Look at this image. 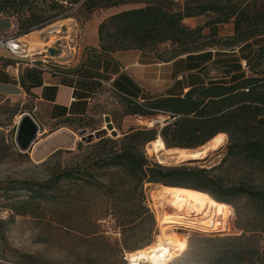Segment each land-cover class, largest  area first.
Wrapping results in <instances>:
<instances>
[{
	"label": "trees",
	"instance_id": "1",
	"mask_svg": "<svg viewBox=\"0 0 264 264\" xmlns=\"http://www.w3.org/2000/svg\"><path fill=\"white\" fill-rule=\"evenodd\" d=\"M53 1L47 8L34 0H0V17L19 16L21 30L30 31L41 26L49 19L59 15L45 16L47 10L57 11L67 7L70 10L77 4L90 13L99 9H116L100 22L98 27L99 43L102 51L113 53L118 50L140 49L155 51L161 59L171 60L183 55H211L217 46L221 53L225 46L236 50L247 47L252 40L264 37V1L251 0H65ZM258 4H260L258 6ZM123 5H134L118 10ZM212 15L202 25L192 27L185 23L187 18ZM16 19V18H15ZM234 23V34L221 38L219 25ZM210 28L209 35L205 29ZM202 38L209 39L204 44H196ZM196 44L192 46L193 44ZM177 46L172 56H167L166 46ZM165 52H162L161 49ZM245 55V56H243ZM241 58L249 69L243 68L241 58L234 60L215 59L216 67H222L230 76L229 81H213L207 85L191 86L178 95L160 96L144 99L140 103L130 92L117 87L127 96L130 111L127 114L154 115L164 113L170 121L160 130L149 128H131L121 137H104L94 143L98 147L93 164L95 169L108 171L118 167L130 177L134 187L127 190L128 198L134 197L140 190V198L146 200L145 185L158 183L201 190L210 194L218 203L231 209L233 216L234 198L247 196L250 199L252 214L241 219L240 235L204 237L212 245L208 248L210 256L204 264H264V248L260 239L264 236V188L241 184L227 185L217 172L225 163L212 168L193 166L187 163L167 166L152 162L144 150L146 144L161 136L168 148L195 149L224 132L229 136L228 155L242 158L264 170V42L251 51H245ZM243 74V75H242ZM17 115V112H14ZM86 117V116H85ZM84 118V117H80ZM79 118H65L59 124L68 125ZM118 134L115 135V137ZM17 145V144H15ZM83 143L79 144L82 147ZM13 145H9L11 148ZM7 155V154H6ZM5 156H1L3 158ZM214 171H216L214 173ZM93 169L82 167V163L57 168L45 182L24 181L22 186L28 189L36 199L46 197L49 192H68L64 184L82 181L86 185L105 187L97 181ZM111 184L104 195L121 193L119 187ZM121 198V197H117ZM70 200V199H69ZM149 208L143 207L137 218L143 219ZM136 222L135 217L121 223L129 227ZM127 229L123 230L125 233ZM98 232H92L96 234ZM100 234L92 236L99 237ZM208 246L204 247L207 249ZM140 248V247H139ZM135 250V249H134ZM28 264H33L28 261ZM91 264V263H90Z\"/></svg>",
	"mask_w": 264,
	"mask_h": 264
},
{
	"label": "rangeland",
	"instance_id": "2",
	"mask_svg": "<svg viewBox=\"0 0 264 264\" xmlns=\"http://www.w3.org/2000/svg\"><path fill=\"white\" fill-rule=\"evenodd\" d=\"M39 1V4L44 8H47L53 1H60L68 5L65 0H34L35 4ZM254 1L256 0H251L253 3ZM76 6L70 10H67V7L57 11L47 10L44 12L45 16H51L56 12H59V15L49 19L41 26L33 27L30 31L21 30V21L19 16L15 15L16 22L20 25V35L21 37L25 35L23 41L29 45L27 48L34 47L35 50L32 49V52H38L37 50L44 49L46 44H53L56 41V36L55 34L51 36L48 33L49 27L54 24L55 26L65 24L63 32H60L61 36H65L63 45H73L71 40L77 41L76 35L81 32L84 38L81 46L84 50L89 43V32L98 28L104 18L116 12V9L105 8L90 13L87 9ZM133 6L123 5L118 7V10L129 9ZM211 17L212 15H205L197 21L191 19L188 21V25L196 26V23L202 25ZM231 23L219 25L218 32L221 38H227L234 34V23ZM210 32V28L205 29V34L209 35ZM29 33H32L34 37H30ZM208 40L202 38L196 44H204ZM263 42L264 37L254 39L244 50L240 48L231 50V48L219 46V48L225 49L216 55L229 56L236 61L245 54V51L249 50L250 46V49L253 50L256 48L253 45L256 46ZM196 44L194 43L192 46ZM64 48L67 51L65 56H67L70 54L68 50L71 48L65 46ZM206 48L214 49V52L217 50V46ZM29 49L28 51L31 52ZM175 49L177 46L167 45V56H172ZM161 51L165 52L163 48ZM46 53L49 52L46 51ZM241 64L243 68H246V71L249 69V66H244L245 61H242ZM262 68H264V64ZM226 75L227 72L222 67L214 65L209 70V78H215L214 82L225 79L229 81L230 79ZM165 86L167 87L168 83H165L163 88ZM176 89L178 88L176 87ZM165 92L167 89H162V93ZM153 94L155 95V92ZM153 94L143 93L142 98L152 99ZM20 110L19 102L0 99V264H28V261L33 264H132L130 257L127 259L126 256L128 257L134 249L152 243L160 233L157 209L152 204L149 192L151 184L145 185V202L140 198V190L135 192L134 197L128 198L127 190L134 187L130 177L118 167L110 168L108 171L95 169L93 160L99 148L94 146V143L97 141L83 142L81 133H93L97 129L104 128L108 123L107 128L110 131L118 130L116 137L111 134L108 137L116 139L131 128L160 130L170 121V117L159 112L148 116L127 114L130 111L127 96L114 88H106L96 96L89 115L74 119L68 125L62 126L63 131H60V134L65 132L62 134L63 138L69 139L70 135L72 137L69 144L59 145L58 148L49 151L47 146L43 145L46 142L44 140L56 132L55 130L60 125L57 123L50 125L51 127L46 133L44 128L41 130L39 139L32 149L21 151L15 145L19 117L14 115V112L19 113ZM151 120H153V124L149 125ZM159 137L161 136L157 138ZM81 142L83 143L82 147L79 146ZM11 144L13 146L10 148ZM228 145L229 136L222 149L220 148L216 153L208 150L202 158L206 160L200 159L195 162L168 159L159 153H149L148 144L144 150L152 162L167 166L180 165L184 162L193 166L212 168L226 159L222 168L214 173L220 174L227 185L248 184L264 188V170L242 158L228 155ZM195 149L205 151L202 146ZM1 156L5 157L1 158ZM76 163H82V167L86 169H94L98 176L97 181L105 184L104 189L96 185H86L82 181L77 184L66 182L64 187L68 192H49L46 197L36 199V197H32L33 194L28 189L22 186L24 181L45 182L57 168ZM111 184L119 187L121 193L104 195V191L111 188ZM117 187L115 190L118 191ZM232 206L233 216H231L229 207L227 208L223 204L217 206L215 224L213 230L209 232L181 230L188 234L186 249L169 264H204L211 255L208 248L212 245L210 242H205L204 237L240 235L242 233L240 221L251 215L253 209L247 196L234 198ZM143 207L149 208L150 211L143 219H139L137 215ZM133 217L136 219L133 225L121 226V223ZM125 229L127 231L123 233ZM92 232L98 233L90 235ZM97 234H100L99 237L96 236L94 237L96 240H93L92 236ZM260 245L264 248V236L260 239ZM206 246H208L207 249H204Z\"/></svg>",
	"mask_w": 264,
	"mask_h": 264
},
{
	"label": "crops",
	"instance_id": "3",
	"mask_svg": "<svg viewBox=\"0 0 264 264\" xmlns=\"http://www.w3.org/2000/svg\"><path fill=\"white\" fill-rule=\"evenodd\" d=\"M191 19L197 21L200 17L187 18L185 23L188 24ZM15 22L16 19L12 16L0 17V36L11 33ZM53 27L57 26L51 25L49 29ZM29 34L34 37L32 33ZM88 41L84 50L81 48L74 55L70 53L62 57L56 56L57 54H53V57L46 53L55 47V42L46 44L44 49L30 52L33 54L32 59L36 61L35 66L30 63V59L12 56L0 46V99H11L20 103L21 110L16 115L19 117L18 121L23 114L29 112L46 133L50 125L60 123L65 118L89 115L96 96L106 88L120 91L117 88L120 87L141 100L142 94L147 92H155L152 99L178 95L188 91L191 86L212 83L215 78H209V70L215 65V59L229 57L217 56L213 52L211 55H194L189 58L188 55H183L166 60L161 59L155 51L140 49L106 53L101 49L97 27L89 32ZM250 48L248 51L252 50ZM65 52L67 53L66 50ZM49 58L51 61L59 60V64L44 63ZM242 61L245 59L241 58L240 62ZM56 69H61L66 74H56ZM243 71L244 69L237 70L227 77L230 79L233 74L237 76ZM165 83H168L164 87L167 92L162 93ZM151 124L153 120L149 121V125ZM58 126L56 132L44 141L63 131L64 125Z\"/></svg>",
	"mask_w": 264,
	"mask_h": 264
},
{
	"label": "bare ground",
	"instance_id": "4",
	"mask_svg": "<svg viewBox=\"0 0 264 264\" xmlns=\"http://www.w3.org/2000/svg\"><path fill=\"white\" fill-rule=\"evenodd\" d=\"M57 28L60 29V26ZM32 49L35 50L34 47L29 50L32 52ZM227 140L228 134L221 132L207 144L202 145L205 151H198L179 147L168 148L163 138L159 137L148 144L147 150L149 153H159L168 159L200 160L208 150L216 153L217 150L222 149ZM150 184L149 192L152 204L157 209L160 233L152 243L130 252L126 258L130 257L131 261H129L132 264H169L186 249L188 234L181 230L202 233L213 230L218 203L210 194L201 190Z\"/></svg>",
	"mask_w": 264,
	"mask_h": 264
},
{
	"label": "water",
	"instance_id": "5",
	"mask_svg": "<svg viewBox=\"0 0 264 264\" xmlns=\"http://www.w3.org/2000/svg\"><path fill=\"white\" fill-rule=\"evenodd\" d=\"M49 51L52 54H56V50L54 48H50ZM118 130L113 129L110 131L108 128L104 127L102 129H97L93 133H86L83 132L81 133L82 135V141L86 143H92L95 141H98L104 137L109 136L111 134L112 136H115L117 134ZM41 133V126L40 124L35 120L32 114L29 112L23 114L18 122L17 130H16V135H15V142L18 146V148L21 151H29L32 149L33 145L37 142L39 139V135ZM65 133V132H64ZM64 133H59L55 137L47 140L45 142V146H47V150H52L58 145L62 144H69L70 141L72 140L71 135L69 136V139H64L62 134ZM46 150V151H47ZM206 160V159H202ZM195 161H200L198 159L194 160H189L186 162H195ZM184 163V162H183Z\"/></svg>",
	"mask_w": 264,
	"mask_h": 264
},
{
	"label": "built area",
	"instance_id": "6",
	"mask_svg": "<svg viewBox=\"0 0 264 264\" xmlns=\"http://www.w3.org/2000/svg\"><path fill=\"white\" fill-rule=\"evenodd\" d=\"M76 7H79V5H77ZM64 27H65V25H60V29H58L57 27H53V28L48 30L49 34H51V35L55 34V36H56V41H55L56 45L54 48L56 50V54H57L56 56H58V57L59 56L62 57V56L66 55L64 46L67 48H71L68 51H70L71 55H74L76 52H78L82 48L81 43L84 42V38H83L81 32H79L76 35V38H78V40L77 41H75V39L71 40L72 41L71 43L73 45H71V46L63 45V40H64L65 36L63 37L60 34L63 32ZM19 28H20V25L17 22H15L12 25V32L11 33L0 36V46L3 49H5L7 52H9L12 56L30 59V63H32V65L35 66L36 61L32 59L33 54H30L25 42L22 41L21 35L19 32ZM47 51L49 52L48 54H50V56L54 57V55L49 50H47ZM52 62L59 64V60L51 61L50 58L48 60H46L44 63L51 64ZM246 65H247V62L245 61L244 66H246ZM54 73L66 74L61 69H56L54 71ZM142 102H143V100H140V103H142ZM107 125H108V123H106V126H105L106 128H107Z\"/></svg>",
	"mask_w": 264,
	"mask_h": 264
}]
</instances>
